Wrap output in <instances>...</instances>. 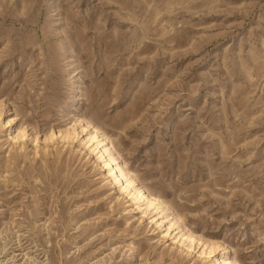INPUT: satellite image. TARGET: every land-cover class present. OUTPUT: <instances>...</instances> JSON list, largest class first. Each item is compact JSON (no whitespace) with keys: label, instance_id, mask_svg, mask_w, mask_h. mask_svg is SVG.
I'll return each instance as SVG.
<instances>
[{"label":"rangeland","instance_id":"374dc122","mask_svg":"<svg viewBox=\"0 0 264 264\" xmlns=\"http://www.w3.org/2000/svg\"><path fill=\"white\" fill-rule=\"evenodd\" d=\"M214 255L264 264V0H0V264Z\"/></svg>","mask_w":264,"mask_h":264},{"label":"bare ground","instance_id":"6f19581e","mask_svg":"<svg viewBox=\"0 0 264 264\" xmlns=\"http://www.w3.org/2000/svg\"><path fill=\"white\" fill-rule=\"evenodd\" d=\"M86 126H89V125L86 124ZM98 132H99L98 129L94 128V133H93V135H91V137L88 138V141H91L94 136H97ZM25 134H26L25 128H22L19 137H23V136H25ZM100 135L102 137L101 139H102L103 143L106 142L107 137L103 133H101ZM95 147L99 148L101 155H106V157H105L106 165L109 166L110 169L112 170L113 180L115 182L120 183L122 189L125 190V192L127 191L132 196V198L134 200H136V202L143 201V203H148V206L153 205L154 207H158L162 203V200L160 199V197L155 196V195L151 196L149 199H147L144 196L142 190L133 185V179L131 177H127L125 175V172H124L122 165L117 161L118 157L116 158V156L111 152L112 145L109 144L108 146L103 147V146H101V142H100V143H96ZM144 192H146V191H144ZM138 207H140V204L138 205ZM154 207H152V208H154ZM164 217H165V215H164ZM177 218H178V216H177ZM159 222L162 223L163 218ZM169 228H170V226L167 227V229H169ZM181 237H182V240H184L185 235L181 234ZM186 238H189L191 240L194 239V237L192 235H188ZM212 251H213V249L211 246H206L203 249V253L207 254V256H210ZM214 257L216 258V262L218 264H239L236 260L228 261L226 259L221 258L220 256H217V255H214Z\"/></svg>","mask_w":264,"mask_h":264}]
</instances>
